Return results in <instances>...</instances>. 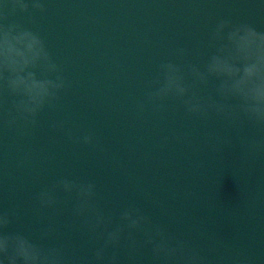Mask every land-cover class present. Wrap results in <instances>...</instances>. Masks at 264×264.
<instances>
[{"label": "water", "instance_id": "water-1", "mask_svg": "<svg viewBox=\"0 0 264 264\" xmlns=\"http://www.w3.org/2000/svg\"><path fill=\"white\" fill-rule=\"evenodd\" d=\"M46 7L31 20L9 21L39 32L71 86L23 133L6 128L0 110V210L20 215L10 231L45 247L64 245L69 258L87 264L102 241L72 215L74 194L58 192L67 203L56 209L39 210L36 200L63 177L95 183L96 203L114 224L135 205L209 264H264V152L244 147L264 132L188 116L173 100L164 112L136 109L161 63L203 66L219 19L264 31V0H46ZM180 48L189 54L178 57ZM215 83L196 90L214 96ZM0 103L10 108L11 98ZM67 130L91 134L92 144L75 143ZM50 224L56 235L41 241ZM119 256L121 264H154L150 247L130 262L122 242Z\"/></svg>", "mask_w": 264, "mask_h": 264}, {"label": "clouds", "instance_id": "clouds-1", "mask_svg": "<svg viewBox=\"0 0 264 264\" xmlns=\"http://www.w3.org/2000/svg\"><path fill=\"white\" fill-rule=\"evenodd\" d=\"M46 11V0H3L0 4V98H11V107L0 103V110L6 113L5 127L22 133L36 128L38 116L46 108L55 107L60 94L71 86L39 32L9 21L18 14L31 20L35 13ZM209 42L213 51L202 67L173 62L159 65L157 79L146 85L144 99L136 104L138 115L143 116L149 108L164 112L166 101L173 100L188 116L202 120L221 118L230 124L246 122L264 132V31L250 23L221 18L212 29ZM188 54L184 48L176 50L178 57ZM212 81L216 82L215 95H199L197 87ZM51 128L63 129V124L53 123ZM66 135L75 143L93 142L91 134L74 137L67 130ZM244 147L251 153L264 152V140H250ZM58 192L68 197L74 194L72 215L83 218V227L102 241L87 264H121L122 242L130 262L135 261L142 248L150 247L154 264H209L198 249L174 238L135 205L122 210L114 224L113 218L96 203L93 182L57 179L36 195L39 210L56 209L67 203L58 199ZM19 219L15 209L0 210V264H81L79 258L67 256L64 245L45 247L23 233L10 231ZM137 234L143 237L142 241L137 240ZM55 235L56 228L50 224L41 229L39 239L45 241Z\"/></svg>", "mask_w": 264, "mask_h": 264}]
</instances>
